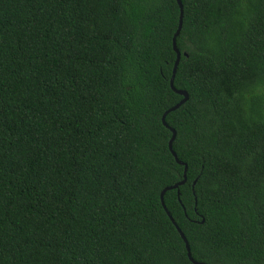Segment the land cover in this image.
Wrapping results in <instances>:
<instances>
[{"label": "trees", "instance_id": "16d2710c", "mask_svg": "<svg viewBox=\"0 0 264 264\" xmlns=\"http://www.w3.org/2000/svg\"><path fill=\"white\" fill-rule=\"evenodd\" d=\"M182 3L164 202L196 261L264 264V0ZM180 17L0 0V264H194L162 204Z\"/></svg>", "mask_w": 264, "mask_h": 264}, {"label": "water", "instance_id": "95a60500", "mask_svg": "<svg viewBox=\"0 0 264 264\" xmlns=\"http://www.w3.org/2000/svg\"><path fill=\"white\" fill-rule=\"evenodd\" d=\"M177 1H178L179 5H180V7H181V17H180L179 28H178V31L176 32V36H175V38H174V49H175L176 52H177V60H176V64H175V68H174L173 76H172V79H171V86H172V88H173L174 91H176L177 93L183 95L184 98H183L178 104H176L174 107H172V108H170L169 110H167V111L165 112V114L163 115V118H162V119H163L164 124H165L166 126H168L169 128H171V130H172V132H173L172 138H171V140H170V142H169L170 150H171L172 154L175 156L177 162H179L180 164H182V165L185 166V170H184V179H183V180H181L180 182H178V183H176V184H174V185H172V186H168V187H166V188L163 190V192H162V204H163L165 210L167 211L169 217L171 218L172 222L175 224L177 230L180 232L182 238L184 239V241H185V243H186V248H187V250H188V256H189L190 260H191L194 264H205V263H203V262L196 261V260L193 258V256H192V251H191V246H190V244H189V241H188L187 237L185 236L184 232L181 230V228H180V227L177 225V223L175 222V220H174V218L172 217L171 213L167 210V207H166L165 202H164V197H163L164 194H165V192H166L168 189H176V188L180 187L181 185H183V184L186 182V180H187V170H188V166H187V164L184 163L183 161H181V160L178 158L176 152H175L174 149H173V143H174V141H175V139H176L177 131H176L174 128L170 127V126L167 124V122H166V116L168 115V113H170V112L173 111V110L178 109L182 104H184L185 102H187L188 99H189V94H188L187 91H185V90H181V89H176L175 86H174V79H175L176 71H177L178 65H179L180 60H181V52H180L179 48L177 47L176 37L179 35V33H180V31H181V28H182V25H183V15H184V10H183V3H182V0H177ZM178 195L180 196V191H179V190H178ZM202 222H204V219L202 220Z\"/></svg>", "mask_w": 264, "mask_h": 264}]
</instances>
